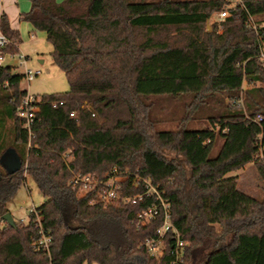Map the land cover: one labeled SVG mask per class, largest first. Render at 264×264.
<instances>
[{
  "label": "trees",
  "instance_id": "obj_1",
  "mask_svg": "<svg viewBox=\"0 0 264 264\" xmlns=\"http://www.w3.org/2000/svg\"><path fill=\"white\" fill-rule=\"evenodd\" d=\"M239 1L219 33L206 26L228 0H31L21 20L45 33L70 88L40 97L29 131L17 116L25 74L0 66V264H264V201L227 176L252 163L264 185V25L249 28L264 0ZM0 31L8 39L0 54L18 56L22 37L1 12ZM186 94L220 106L209 126L155 130L146 101ZM239 96L243 109L225 106ZM115 168L139 171L169 202L187 243L182 263L172 233L161 256L144 247L162 220L138 227L136 216L153 198L104 206L72 189L74 172L104 179ZM27 177L44 201L27 224L8 223ZM41 230L49 250L33 244Z\"/></svg>",
  "mask_w": 264,
  "mask_h": 264
},
{
  "label": "rangeland",
  "instance_id": "obj_2",
  "mask_svg": "<svg viewBox=\"0 0 264 264\" xmlns=\"http://www.w3.org/2000/svg\"><path fill=\"white\" fill-rule=\"evenodd\" d=\"M230 6L224 10H229L235 7L240 1L239 0H228ZM220 13V12H219ZM219 13L215 14L214 18L207 24V31L210 32L213 29L214 24L218 25L217 31L222 33L221 21L224 19L220 18ZM227 19V18H226ZM264 25V16L258 19H252L249 25L250 29H258V23ZM178 34L172 30L171 35ZM34 37L30 40H26L22 43L19 55L29 56L27 64H21L19 56L13 59L11 62L8 60L4 62V65L13 66L15 72L18 74H25L28 70H32L34 73L41 71L33 81L28 82L24 79L22 84L26 90L32 95L41 97L43 95H55L57 93L67 92L70 88L65 73L54 64L52 59L53 46L48 41L47 37ZM177 38V37H175ZM40 59L44 60V63H40ZM249 88L248 83H245L243 90ZM232 98L227 97L224 101L225 106L231 107L229 101ZM208 101V100H207ZM150 105L149 114H151L154 120V128L158 131H179L185 126L200 129L201 127L209 126V116H216L219 112L217 102L210 101L208 104L205 102H199L195 100L193 95H184L181 97H152V99L146 101ZM199 103V105H198ZM198 105V106H197ZM221 140L218 141L217 146L212 154V157L218 155ZM165 153L167 155L173 154L171 147H165ZM228 177L238 176L239 189L251 196H254L260 201H264V185L260 180V176L257 172L255 164L248 165L243 169L227 174ZM26 183L23 184L13 199L8 205L9 214L12 215L14 221L27 224L30 217V211L41 206L44 201L38 191V188L30 177H27ZM0 217V222H1ZM5 223V222H3ZM3 223L1 225H3ZM159 257V256H158ZM96 264V263H94Z\"/></svg>",
  "mask_w": 264,
  "mask_h": 264
},
{
  "label": "built area",
  "instance_id": "obj_3",
  "mask_svg": "<svg viewBox=\"0 0 264 264\" xmlns=\"http://www.w3.org/2000/svg\"><path fill=\"white\" fill-rule=\"evenodd\" d=\"M218 15H220V18L222 19L230 17L227 10L221 11ZM251 21L252 19H250L249 25L251 24ZM7 43V37H5L0 31V49L6 47ZM18 56L21 64L24 63L26 58L23 55ZM18 56H13L10 54L2 56V54H0V66L4 65L6 58L13 60ZM260 61L264 64V49H262L260 53ZM40 73L41 71L34 73L32 70H28L25 73V79H27L28 82H31L37 76H39ZM40 102V97L32 95L28 92L23 97L17 108V116L24 121V127L29 131L35 122L36 114L39 112ZM57 104V102L54 103L55 108ZM60 104L62 105L63 102H60ZM229 105L231 107L234 106L238 109H243V97H234L229 101ZM71 116H75L74 112L71 114ZM254 121L258 124H261L263 117L258 115ZM63 160L65 164L68 165L67 155L63 157ZM70 181L73 190H77L82 195L94 192L96 200L102 203L104 206L118 203L136 205L139 203V201H144L146 198H153L154 202L151 203V205H149L146 209L139 212V214L136 216V223L138 227L146 226L150 222L155 221V219L158 217H161L162 220L160 225L161 227L158 228L156 232L151 235V237L144 241V247L150 255L155 257L161 256L165 248L166 236L168 233H172L176 242L173 253L175 263L183 262L187 243L181 239L177 227L174 226L172 222V214L169 202L165 199L163 194L160 193L158 188L154 186L152 182L148 178L144 177L139 171L136 173H130L129 171L120 172L118 168H115L110 173H108L104 179H97L91 175L85 176L83 174L74 172ZM130 182L136 192L131 195H124L123 185ZM139 188H142L143 190L138 191ZM31 213H36V208L31 210L30 214ZM50 242L51 238L42 230L33 236V244L42 248L44 247L46 250H49Z\"/></svg>",
  "mask_w": 264,
  "mask_h": 264
},
{
  "label": "crops",
  "instance_id": "obj_4",
  "mask_svg": "<svg viewBox=\"0 0 264 264\" xmlns=\"http://www.w3.org/2000/svg\"><path fill=\"white\" fill-rule=\"evenodd\" d=\"M58 2H61L63 0H57ZM31 0H0V12L3 14H6L8 16V19L11 24V28L14 31L19 32L20 37H22V43L26 40H30L34 37H38L39 34L41 37H47L44 32L36 31L32 24L29 22L21 20V15L24 13H28L31 9ZM21 43V45H22ZM19 46V50L20 47ZM26 60L24 64H27V61L29 60V56H25ZM11 62L12 60L6 58V61ZM41 64L44 63V60H39ZM10 65V63H9ZM22 90H26L25 87L21 86ZM28 92V90H26ZM14 156L12 153L9 154V159L7 160L8 164L9 162H13Z\"/></svg>",
  "mask_w": 264,
  "mask_h": 264
},
{
  "label": "water",
  "instance_id": "obj_5",
  "mask_svg": "<svg viewBox=\"0 0 264 264\" xmlns=\"http://www.w3.org/2000/svg\"><path fill=\"white\" fill-rule=\"evenodd\" d=\"M4 220L6 221V222H8V223H12V222H14V219H13V217H12V215H10L9 213L8 214H6L4 217Z\"/></svg>",
  "mask_w": 264,
  "mask_h": 264
}]
</instances>
